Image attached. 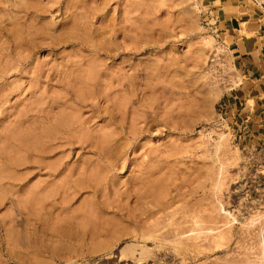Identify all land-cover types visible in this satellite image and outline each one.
I'll return each mask as SVG.
<instances>
[{
    "label": "rangeland",
    "instance_id": "rangeland-1",
    "mask_svg": "<svg viewBox=\"0 0 264 264\" xmlns=\"http://www.w3.org/2000/svg\"><path fill=\"white\" fill-rule=\"evenodd\" d=\"M219 1L0 0V264H264Z\"/></svg>",
    "mask_w": 264,
    "mask_h": 264
},
{
    "label": "crops",
    "instance_id": "crops-1",
    "mask_svg": "<svg viewBox=\"0 0 264 264\" xmlns=\"http://www.w3.org/2000/svg\"><path fill=\"white\" fill-rule=\"evenodd\" d=\"M217 10L222 15V34L234 43L238 67V82L229 105L250 136L264 137V132L259 133L264 129V10L241 0H220ZM25 264L31 263L26 260Z\"/></svg>",
    "mask_w": 264,
    "mask_h": 264
},
{
    "label": "bare ground",
    "instance_id": "bare-ground-1",
    "mask_svg": "<svg viewBox=\"0 0 264 264\" xmlns=\"http://www.w3.org/2000/svg\"><path fill=\"white\" fill-rule=\"evenodd\" d=\"M151 212H153V211H151ZM154 213V212H153Z\"/></svg>",
    "mask_w": 264,
    "mask_h": 264
}]
</instances>
